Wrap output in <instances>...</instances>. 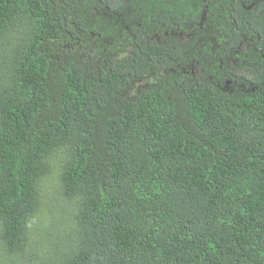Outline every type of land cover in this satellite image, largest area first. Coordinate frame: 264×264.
<instances>
[{
    "label": "trees",
    "instance_id": "1",
    "mask_svg": "<svg viewBox=\"0 0 264 264\" xmlns=\"http://www.w3.org/2000/svg\"><path fill=\"white\" fill-rule=\"evenodd\" d=\"M244 1L0 0V264H264V62L203 59Z\"/></svg>",
    "mask_w": 264,
    "mask_h": 264
},
{
    "label": "flooded vegetation",
    "instance_id": "2",
    "mask_svg": "<svg viewBox=\"0 0 264 264\" xmlns=\"http://www.w3.org/2000/svg\"><path fill=\"white\" fill-rule=\"evenodd\" d=\"M249 2L250 5H246L245 3ZM243 9L245 15H249V13H255L258 17L264 18V0H252V1H244L242 3ZM205 14V13H204ZM203 14V16H205ZM205 18L203 19V21ZM254 26V25H253ZM259 26V25H258ZM233 38V39H232ZM210 40H220L221 43H217L212 51L211 54H205L203 59L206 61L208 66H212L214 71H216V75L219 74V70L223 69V65L225 63L232 62L234 65L241 64L240 55L243 53L245 54V58L242 60V64H252L253 59L249 58L250 55L258 54L260 56L259 62H264V25L259 26V28L255 29L253 31L244 30L242 28L241 32L229 34L227 32H217L212 33L210 35ZM239 39V46L236 49L230 50L228 52L231 53V56H228V52L224 51L223 46L225 47H231L233 45V41H238ZM217 47V48H216ZM206 53V52H205ZM219 57L222 59L219 60ZM232 58V60H231ZM255 72H260V63L254 64ZM232 66H227V68H231ZM226 77L223 74L220 77H216L217 81L220 83V81H223L226 79ZM229 84H233L230 80L228 81ZM233 87V86H232ZM233 89H235L233 87Z\"/></svg>",
    "mask_w": 264,
    "mask_h": 264
},
{
    "label": "rangeland",
    "instance_id": "3",
    "mask_svg": "<svg viewBox=\"0 0 264 264\" xmlns=\"http://www.w3.org/2000/svg\"><path fill=\"white\" fill-rule=\"evenodd\" d=\"M43 190L45 193V203L47 205L54 203L55 205L53 206L54 212H53L52 206H49L45 210L46 225H48V227L52 229V227L54 228L56 226V222H58L59 224L63 225L61 227H64L66 229V227L72 224V217L71 215L69 216L68 214L67 215L65 214L64 218L57 219V217L60 216V211L65 212L63 208L64 197L62 196L60 191H58L57 185H55L54 182L52 183L50 180H45L44 185H43ZM68 222H70V225L68 224Z\"/></svg>",
    "mask_w": 264,
    "mask_h": 264
}]
</instances>
